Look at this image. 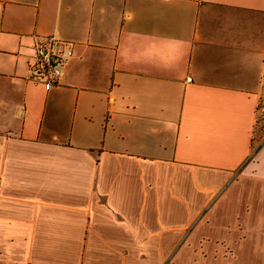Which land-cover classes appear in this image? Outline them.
<instances>
[{"label":"crops","instance_id":"1","mask_svg":"<svg viewBox=\"0 0 264 264\" xmlns=\"http://www.w3.org/2000/svg\"><path fill=\"white\" fill-rule=\"evenodd\" d=\"M263 94L264 0H0V264H264Z\"/></svg>","mask_w":264,"mask_h":264},{"label":"built area","instance_id":"2","mask_svg":"<svg viewBox=\"0 0 264 264\" xmlns=\"http://www.w3.org/2000/svg\"><path fill=\"white\" fill-rule=\"evenodd\" d=\"M33 49L30 77L42 83L46 91H50L64 77L66 66L74 55L73 45L60 40L56 35H49L37 38ZM187 81H191V78Z\"/></svg>","mask_w":264,"mask_h":264},{"label":"rangeland","instance_id":"3","mask_svg":"<svg viewBox=\"0 0 264 264\" xmlns=\"http://www.w3.org/2000/svg\"><path fill=\"white\" fill-rule=\"evenodd\" d=\"M259 112V130L264 132V94L260 102ZM179 248L183 249L179 255L180 258L170 260L167 264H222L219 259L220 252L232 251L225 244L211 243V238L196 239L195 243L181 244Z\"/></svg>","mask_w":264,"mask_h":264}]
</instances>
